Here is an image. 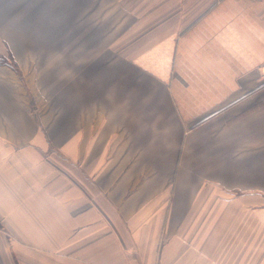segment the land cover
<instances>
[{
  "label": "crops",
  "instance_id": "1",
  "mask_svg": "<svg viewBox=\"0 0 264 264\" xmlns=\"http://www.w3.org/2000/svg\"><path fill=\"white\" fill-rule=\"evenodd\" d=\"M0 57V179L12 157L39 174L21 193L35 233L0 187V264L27 236L52 264H251V240L212 227L248 205L225 191L264 189V0H0ZM42 61L69 86L15 133L13 94L34 107L48 91L14 73Z\"/></svg>",
  "mask_w": 264,
  "mask_h": 264
},
{
  "label": "rangeland",
  "instance_id": "2",
  "mask_svg": "<svg viewBox=\"0 0 264 264\" xmlns=\"http://www.w3.org/2000/svg\"><path fill=\"white\" fill-rule=\"evenodd\" d=\"M2 63L5 62L3 60V57H0V64ZM7 64L12 65L14 70H18V67L11 60L7 59ZM20 64L24 69V70L22 69L23 75L20 76L19 75L20 73L17 72V75L20 76V78H18L16 76V73H14V79L12 81L11 86L20 85V83L25 85L27 83L28 87L31 90L35 91L36 89L38 91V89L40 88V86H42V83L44 81L45 82L44 87H46V90L48 91V92H44V94L41 91L40 96L44 97V99L42 98L40 106H38L37 104L35 105L34 102L35 105L34 107L26 103L28 102L27 96L29 95L30 97L31 96L36 97L37 94L35 93L33 94L32 92H29L28 95L13 94V98L16 103V106H14L11 111L12 119L7 114L6 117L7 122L12 123L13 125L12 130L15 133H20V130L22 129L26 134L27 128L29 132L35 131L36 119L38 113L43 112L42 111L44 107L43 104L49 102V100H52V97L53 95H55L56 92L57 93L60 92L61 93L60 96H64L66 94L65 92L67 87L69 86L71 76H68V74H66L65 72H61V71L57 72L59 68L58 66L60 65L58 63H53V62L48 63L42 61L35 64V66L37 64L39 65L38 68H36L35 66L29 67L30 66L29 63H27L28 66L25 65L26 67L24 68L25 63H20ZM84 65H85L84 61L77 62L75 66L72 65L71 70L73 69L74 73L71 72V74L74 75L79 74V71L83 68ZM45 66L49 69L48 71L46 68L45 69L43 68ZM36 72H38L39 74H41V72H45V74H48L49 77L42 78L41 76L40 79V77L36 76ZM31 76L33 79L30 78ZM72 79L73 81L76 80V78H72ZM28 80H31L32 83L28 82ZM3 97L4 96L0 94V101L3 99ZM3 103L4 101L0 102V113L1 112L5 113L4 108H2L4 107ZM55 112L57 113L60 111L55 110ZM28 122L30 126H28ZM11 144H12V149L16 152L20 151L22 146L24 145L23 142H19L17 140L12 141ZM2 145H4V142H2ZM12 158L13 159H9V158L7 159L9 165H12V169H13L12 171L10 170L11 175H9V177L11 179L7 184L4 182V180L0 179V187H2V189L5 188L6 191L9 193L8 194L9 198L6 199L8 201V204L10 205L9 208L10 209L12 208L14 211H17L21 215V217H23L29 223V225L31 224L32 226L30 228L35 233V229H36L35 225L37 224L36 220H34L33 217L31 218L30 213H28L26 207L21 205V198H22L21 193H25L26 192L24 191L25 189L26 190L30 189L29 194L26 192V195L29 197L34 196L33 192L31 191V187L35 185L36 182L35 180L37 179L39 174L37 175V171H35L34 169L30 171L28 170V168L22 166L20 162L21 159H17L15 157ZM1 161H3L2 158H0V166L2 164ZM21 177L23 178V180L21 179ZM263 187H264V182H263ZM248 193L250 195H248L246 198L248 204L247 206L244 205L245 203H242V205L239 206L232 204L231 207L228 208L229 209L228 214L232 213L236 215V217L232 216L229 219V222L224 221L223 223H220V227L218 225L217 228H215L216 227L215 225L216 223H215L212 228L224 230L225 228L224 226L227 225L226 229L229 230V237L225 239L222 238L221 241L226 242L227 243L226 245H228L229 247L232 246L233 249L235 245L238 247L239 245L245 246L247 244L248 246L249 241L251 240V242L253 243V254L250 255L253 259L251 264H263L264 263V189L234 190V191L228 190L225 191L223 194H221V197L233 196L234 198L236 197L244 200L243 197H246L245 195ZM1 208L4 209V207ZM30 208L31 207H29V210ZM34 208H32V210H34ZM250 215L252 216L250 217ZM1 225L2 224L0 222V228ZM10 240L12 243L9 241L8 248L12 246L13 249L12 261L14 264H17L18 262L17 258L20 257V254L16 256V251H15L16 246L26 249L29 252V254L34 256L35 261H33L34 262L33 264H38L36 260L41 261L40 262L41 264H52L54 262V259H56V254H54L51 244H48L44 248L39 247L40 245L38 246L34 241L35 239L33 240V238H31L30 236L23 237L22 239L10 238ZM225 256H226L225 258H230L231 256L232 258H236L237 256H239V254L238 253L228 254ZM217 257H219V261H223L225 259L224 254L217 255Z\"/></svg>",
  "mask_w": 264,
  "mask_h": 264
}]
</instances>
